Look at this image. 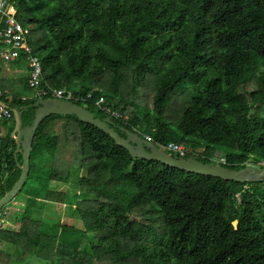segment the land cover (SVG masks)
I'll use <instances>...</instances> for the list:
<instances>
[{
	"label": "trees",
	"instance_id": "16d2710c",
	"mask_svg": "<svg viewBox=\"0 0 264 264\" xmlns=\"http://www.w3.org/2000/svg\"><path fill=\"white\" fill-rule=\"evenodd\" d=\"M30 28L42 88L73 90L88 110L185 159L233 170L264 163V0H9ZM1 27V26H0ZM25 62L20 58L17 63ZM1 101L39 100L29 78L0 80ZM0 136V199L19 181L13 119ZM85 172L69 197L60 190ZM26 197L25 209L10 206ZM0 215V264H264V182L240 183L134 160L73 115L41 124L22 193ZM72 202L84 230L46 216ZM239 222L238 230L232 226Z\"/></svg>",
	"mask_w": 264,
	"mask_h": 264
},
{
	"label": "water",
	"instance_id": "95a60500",
	"mask_svg": "<svg viewBox=\"0 0 264 264\" xmlns=\"http://www.w3.org/2000/svg\"><path fill=\"white\" fill-rule=\"evenodd\" d=\"M0 104L9 107L1 101ZM33 106L37 108V111L35 120L31 125H26L24 122L23 113L27 110V107H20L19 109L13 110L16 127L12 133V138L17 142L16 156L22 154L24 161L20 165L22 174L19 181L5 197L0 199V215L3 208L8 206L22 193L31 173V160L37 131L44 120L54 117V115H60V117L73 115L80 122L99 129L111 139H114L116 144L125 149L134 160L160 163L181 172L227 181L240 183L264 182V163L261 164L263 166L261 169L249 166L239 170H233L216 163L206 164L197 159H178L158 148L155 143L145 140L138 133L124 129L122 132L126 135V138H123L114 128L113 121L110 119L101 120L96 118L95 114L88 110L87 105H78L57 98H46L38 100ZM232 226L235 230H238L239 222L234 221Z\"/></svg>",
	"mask_w": 264,
	"mask_h": 264
},
{
	"label": "built area",
	"instance_id": "2783aa9c",
	"mask_svg": "<svg viewBox=\"0 0 264 264\" xmlns=\"http://www.w3.org/2000/svg\"><path fill=\"white\" fill-rule=\"evenodd\" d=\"M0 26V60L3 63H9L18 61L20 58L25 59L28 68L29 85L35 94V98L39 100L57 98L73 103H84L92 99V94L85 97L84 95L75 93L73 90L42 88V61L29 43L30 29L24 27L21 22L17 20L15 13L11 11L9 0H0ZM2 97L3 92L0 90V101ZM95 106L98 110L107 115V119L121 120L123 118L121 112L114 110L106 104L104 97L99 98ZM12 119L13 110L0 104V126L3 123H10ZM0 136H2V134H0ZM144 139L152 142L150 138L146 137ZM157 147L166 153L169 152L168 154L178 159H185L189 155L186 147L182 145L171 143L167 147ZM212 162L219 165L226 164L225 158L217 153L213 156Z\"/></svg>",
	"mask_w": 264,
	"mask_h": 264
},
{
	"label": "rangeland",
	"instance_id": "374dc122",
	"mask_svg": "<svg viewBox=\"0 0 264 264\" xmlns=\"http://www.w3.org/2000/svg\"><path fill=\"white\" fill-rule=\"evenodd\" d=\"M11 11L13 13L15 12L14 6H11ZM6 64L11 69L14 68V65H13L14 63H10L9 62V63H6ZM26 94H28L32 98H35V94H34L33 91L29 92V93H26ZM0 127H2V126H0ZM6 131H8V130H6ZM217 154H219V153H217ZM84 176H85V172H83V171H79V172L78 171H75V172L73 171V175L71 176L70 183L63 184V186L60 188V190H62L63 192L68 194L69 197H71L72 193H74L75 190H76V188H75L76 180L79 177H84ZM26 201H27V198L25 196L24 197H19L18 200L16 202H14L10 206V210H14V211L24 210ZM72 205H73L72 202H67L66 204H63V205L62 204L61 205L52 204V206L48 210H46V216L47 217H52V219H61V221L63 223H66V225H68V226H74V227H76V228H78L80 230H84V225H83V223L80 220H78L76 218L77 214H76V212H74L72 210Z\"/></svg>",
	"mask_w": 264,
	"mask_h": 264
},
{
	"label": "crops",
	"instance_id": "0c3cea01",
	"mask_svg": "<svg viewBox=\"0 0 264 264\" xmlns=\"http://www.w3.org/2000/svg\"><path fill=\"white\" fill-rule=\"evenodd\" d=\"M10 63H14V68L11 69L9 66H7L6 63H2L0 60V80H9V81H14V80H22L23 78H25L26 76H28V68L26 65V62H21V64L19 65L17 63V61H12ZM28 94L24 95L25 97ZM6 123H3L0 127V134H2L3 137H5L7 135V133L9 132V129L6 127L5 125ZM8 130V131H6Z\"/></svg>",
	"mask_w": 264,
	"mask_h": 264
}]
</instances>
